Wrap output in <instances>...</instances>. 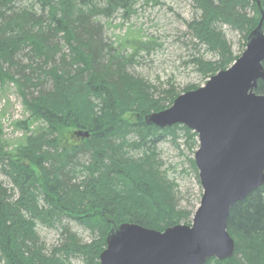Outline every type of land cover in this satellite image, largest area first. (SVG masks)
Masks as SVG:
<instances>
[{"label":"trees","instance_id":"trees-1","mask_svg":"<svg viewBox=\"0 0 264 264\" xmlns=\"http://www.w3.org/2000/svg\"><path fill=\"white\" fill-rule=\"evenodd\" d=\"M26 1L31 3L23 5ZM193 1L201 16L188 28L220 57L214 63L193 60L209 79L239 58L223 26L247 39L262 18L264 0L261 9L255 0ZM136 4L0 0V81L13 83L31 116L44 124L15 154L4 149L0 128V175L11 185L0 181V264H72L73 257L99 264L114 226L164 231L191 224L196 207H179L178 190L160 170L156 150L179 132L196 144L197 134L180 124L158 128L145 122L181 94L170 87L155 98L157 88L130 74L141 53L152 49L150 40L114 45L105 36L102 20L118 13L127 19ZM255 93L264 94L263 80ZM127 113H136L138 121L125 120ZM65 135L75 143L63 145ZM67 222L83 227L93 240L81 243ZM39 225L59 228L65 242L48 251ZM227 230L234 255L206 264H264V184L231 208Z\"/></svg>","mask_w":264,"mask_h":264},{"label":"water","instance_id":"water-1","mask_svg":"<svg viewBox=\"0 0 264 264\" xmlns=\"http://www.w3.org/2000/svg\"><path fill=\"white\" fill-rule=\"evenodd\" d=\"M263 20L262 12L246 50L228 69L145 117L148 125L180 124L197 134L195 165L203 195L192 223L164 231L133 223L114 226L99 264H206L234 255L227 230L231 208L264 184V94L255 93L264 81Z\"/></svg>","mask_w":264,"mask_h":264},{"label":"rangeland","instance_id":"rangeland-1","mask_svg":"<svg viewBox=\"0 0 264 264\" xmlns=\"http://www.w3.org/2000/svg\"><path fill=\"white\" fill-rule=\"evenodd\" d=\"M136 2L135 13L129 18L124 19L122 14L118 13L111 19L102 20L106 28L105 35L114 45L129 38L151 41L152 49L147 53H141L138 63L129 68L130 74L142 77L157 88L155 98H158L160 91L168 90L170 87L183 94L204 86L208 81L207 76L202 74L193 60L203 59L205 62L214 63L220 57L206 45L199 43L188 28L189 22L201 16L195 2L193 0H136ZM30 3L31 1H26L22 4ZM247 13L252 16L250 9ZM222 31L233 55L240 57L246 50L249 35L246 39L243 33L230 26H223ZM124 119L136 123L138 116L136 113H127ZM43 126L44 124L32 117L24 106L16 86L8 81L5 83L0 81V128L4 149L10 154H15L31 136L38 134ZM67 131L68 129L64 130ZM195 140L196 144L188 135L179 132L175 140L172 138L163 140L156 150L157 159L161 164L160 170L178 190L179 207L188 210L196 207L194 213L203 195L199 171L195 165V153L199 148L198 137ZM61 143L69 146L75 143V140L65 135L62 136ZM0 181L11 187L10 182L2 175ZM67 225L81 243H90L93 240L94 236L83 227L74 222H67ZM37 230L48 251L65 242V235H62L59 228L39 225ZM71 262L85 264L80 257H73Z\"/></svg>","mask_w":264,"mask_h":264},{"label":"bare ground","instance_id":"bare-ground-1","mask_svg":"<svg viewBox=\"0 0 264 264\" xmlns=\"http://www.w3.org/2000/svg\"><path fill=\"white\" fill-rule=\"evenodd\" d=\"M106 36V35H105Z\"/></svg>","mask_w":264,"mask_h":264}]
</instances>
